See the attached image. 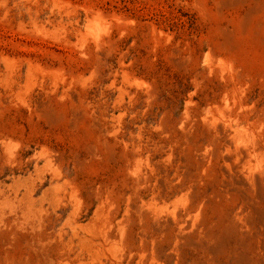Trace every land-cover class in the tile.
Segmentation results:
<instances>
[{
  "label": "rangeland",
  "instance_id": "374dc122",
  "mask_svg": "<svg viewBox=\"0 0 264 264\" xmlns=\"http://www.w3.org/2000/svg\"><path fill=\"white\" fill-rule=\"evenodd\" d=\"M0 264H264V0H0Z\"/></svg>",
  "mask_w": 264,
  "mask_h": 264
},
{
  "label": "bare ground",
  "instance_id": "6f19581e",
  "mask_svg": "<svg viewBox=\"0 0 264 264\" xmlns=\"http://www.w3.org/2000/svg\"><path fill=\"white\" fill-rule=\"evenodd\" d=\"M248 155H249V152H248V151H246L245 154H244V152H243V154H242V156H246L247 158H248Z\"/></svg>",
  "mask_w": 264,
  "mask_h": 264
}]
</instances>
